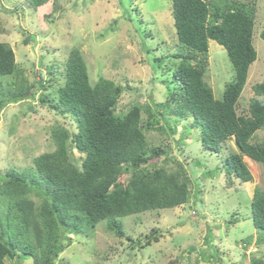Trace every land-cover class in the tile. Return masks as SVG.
I'll return each mask as SVG.
<instances>
[{
    "label": "trees",
    "instance_id": "obj_1",
    "mask_svg": "<svg viewBox=\"0 0 264 264\" xmlns=\"http://www.w3.org/2000/svg\"><path fill=\"white\" fill-rule=\"evenodd\" d=\"M25 1L37 9L50 0ZM172 1L181 50L172 55L178 59L172 79L168 84L163 81L167 88L164 101H136L118 111L121 96L131 86L105 76L92 83L78 47L70 50L64 62L62 84L54 93L39 95L41 104L69 118L72 126L52 127L56 147L36 156L31 169L0 171V264H8L7 260L9 264H70L61 254L73 243V235L90 234L106 220L107 228L122 237L126 233L122 217L187 203L194 188L184 162L171 147L151 145L148 131L167 127L175 137L179 121L185 120L175 140L184 142L189 136L186 130L197 129L195 139L216 153L226 140L234 139L236 149L223 162L229 184L233 176L242 182L253 180L246 156L264 164V137L257 138L264 127V81L253 85L248 113L238 112L250 67L258 58L254 0ZM210 40L225 47L234 68L221 99L205 79ZM47 71L57 79L52 67ZM1 77L13 78L0 84V117L8 104L35 95V82L18 65L12 46L3 41ZM46 81L41 78L36 84L46 88ZM251 209L255 227L264 231V190L254 191ZM207 236L209 243V231ZM159 237L155 228L146 234L142 246ZM254 241L263 243L264 233L242 240L245 252ZM212 246H206L201 256L223 264ZM251 254L250 264H264L263 254Z\"/></svg>",
    "mask_w": 264,
    "mask_h": 264
},
{
    "label": "rangeland",
    "instance_id": "obj_2",
    "mask_svg": "<svg viewBox=\"0 0 264 264\" xmlns=\"http://www.w3.org/2000/svg\"><path fill=\"white\" fill-rule=\"evenodd\" d=\"M254 2L257 9L254 45L258 58L250 67L238 103L240 114L248 113L254 96L253 85L264 81L261 37L264 0ZM0 41L12 46L18 65L30 82H35L33 97L10 103L1 111L0 171L3 174L10 167L31 169L36 156L55 149L52 127L72 126L69 118L41 104L39 95L54 93L62 84L64 62L73 47L81 50L92 83L105 76L131 86L119 100L121 112L136 101L166 99L163 81L168 84L172 79L178 61L172 55L181 50L172 0H50L37 9L25 0H0ZM49 66L56 80L48 74ZM233 76L234 68L225 47L210 40V67L205 79L213 87L216 98L223 97L225 85ZM12 78L1 77L0 84L6 85V79ZM41 78L47 80L46 88L37 86ZM146 117L144 112V121ZM184 124H187L185 120L179 121L175 137L165 127L148 131L147 138L151 145L171 147L184 162L193 179L191 199L178 207L122 217L126 230L122 237L110 231L103 220L90 234L73 235V243L61 257L70 264H215L218 260L201 256L210 243L213 251L219 252L223 264H250L251 251L264 255V242L250 243L247 252L242 246V240L264 233L255 227L251 209L254 191L264 190V164L245 157L253 180L242 182L233 176L229 184L223 162L236 149L234 139L226 140L220 153L195 139L197 129L186 130L189 136L184 142H177L175 138L180 137ZM261 137L264 127L257 132V138ZM73 152L79 156L76 148ZM159 161L162 165L163 160ZM155 228L159 229V240L143 247L146 234Z\"/></svg>",
    "mask_w": 264,
    "mask_h": 264
},
{
    "label": "clouds",
    "instance_id": "obj_3",
    "mask_svg": "<svg viewBox=\"0 0 264 264\" xmlns=\"http://www.w3.org/2000/svg\"><path fill=\"white\" fill-rule=\"evenodd\" d=\"M247 157V156H246ZM250 251H251V249H250ZM250 251H249V253H250Z\"/></svg>",
    "mask_w": 264,
    "mask_h": 264
}]
</instances>
